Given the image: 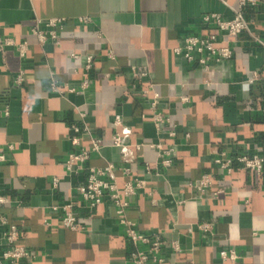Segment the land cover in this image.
I'll return each instance as SVG.
<instances>
[{"label": "crops", "instance_id": "obj_1", "mask_svg": "<svg viewBox=\"0 0 264 264\" xmlns=\"http://www.w3.org/2000/svg\"><path fill=\"white\" fill-rule=\"evenodd\" d=\"M256 1L245 16L264 41V0ZM238 8L239 0H0V34L30 45L24 59L15 48L0 52V148L15 146L0 164V264H14L5 258L11 226L15 246L37 256L16 264H134L132 254L147 250L128 239L109 199L90 210L77 194L87 171L65 167L81 148L73 126L88 136L82 146L103 142L85 168L112 163L146 180L126 218L165 240L166 264H264V171L235 162L229 172L216 162L264 154V46L250 34L229 40L203 22L211 14L231 20ZM54 18L65 19L60 44L40 50L32 29ZM211 34L231 45L233 58L205 70L175 53L188 36ZM150 87L161 97L156 110L144 95ZM156 112L169 119L162 130ZM115 136L129 153L112 145ZM150 144L174 148L172 165L163 167ZM204 176L213 184L200 193L191 184ZM125 181L120 173L121 188ZM66 204L83 230L63 226L53 208ZM232 250L235 260L222 258Z\"/></svg>", "mask_w": 264, "mask_h": 264}, {"label": "built area", "instance_id": "obj_2", "mask_svg": "<svg viewBox=\"0 0 264 264\" xmlns=\"http://www.w3.org/2000/svg\"><path fill=\"white\" fill-rule=\"evenodd\" d=\"M257 4L256 0H239V8L235 12V16L231 20H225L218 14L206 15L203 17L205 25H214L218 32L224 34L229 40L236 39L244 34H250L252 38L259 45L264 46L262 41L257 36L251 34L250 22L245 16V11L248 6H254ZM80 23H89L90 18H80ZM65 19L54 18L47 22L41 20L33 27L32 34L38 39L37 46L40 50L43 46L51 41L54 44H60V38L58 30L63 28ZM229 42V41H228ZM8 48H15L19 56L24 59L27 57L30 45L28 42H18L14 38L4 37L0 34V52L5 53ZM177 55H182L188 62H197L201 66L208 70L212 61L222 62L233 58L234 51L231 45L223 43L219 39L218 34H211L205 36H188L184 44L175 49ZM74 57H76L73 54ZM92 57L88 58L87 69L91 68ZM138 75L145 76L146 73H137ZM24 73L16 79L17 86H21L24 82ZM255 79H251L249 82L253 83ZM210 84V83H209ZM145 97L152 98V108L156 110L161 99L160 94L153 91L152 87L144 92ZM184 101H188L184 98ZM153 121L159 130L163 129V126L169 121L163 114L156 112L153 116ZM122 119L120 116H116L115 124L120 125ZM72 130L75 134L74 141L81 148L79 151L71 153L65 162V167L68 173H78L80 170L87 171V181L84 185L77 188V194L82 197L85 202V207L93 210L103 204L105 199H109L116 207V212L120 220V224L124 227L126 236L132 242L133 245L147 246V250H137L132 254V260L134 264H166L163 257V249L166 245L165 240L158 234L145 235L140 233L133 222L126 218V211L131 206L132 198L135 197L139 191L146 187V180L140 177H135L132 174L130 168L118 167L115 164L109 163L104 167H86L85 165L91 160L94 154L99 153L102 149L103 142L100 138L91 137V147L82 146L87 139V134H82L81 129L78 126H73ZM172 136L174 132L170 133ZM112 145L121 150L123 155L130 152V145L126 143L124 137L115 136L112 141ZM143 144H137L136 150H141ZM150 148L157 149L159 159L163 167H169L173 163L174 148L165 149L161 144H150ZM8 151L15 150L14 145H8L6 149L0 148V164L8 161ZM223 169L231 172L232 165L238 162L244 169L253 171L257 174H262L264 171V154L253 156H239L235 159L223 157L216 161ZM147 174H152V168L147 165L145 167ZM126 179L124 186L121 188L118 185L119 174ZM59 178H54V185L59 182ZM213 184L212 179L209 176H204L197 180L194 184H191L200 193H205ZM6 199L0 197V204L5 203ZM54 211L59 212L63 226L71 231L83 230V226L80 224L77 215L74 212V206L72 204H66L61 207H54ZM7 219L0 218V224H6ZM203 228H208V225H204ZM18 238V229L16 226H11L5 233V239L10 248L5 252V258L13 262L14 264L28 259L36 260L37 256L24 247L15 246V242ZM172 247L175 251H180V246L177 242L172 243ZM222 258L235 260L237 255L235 251H223L221 253Z\"/></svg>", "mask_w": 264, "mask_h": 264}]
</instances>
